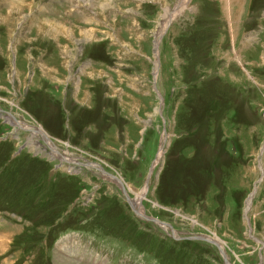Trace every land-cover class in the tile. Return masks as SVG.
<instances>
[{"label":"rangeland","instance_id":"1","mask_svg":"<svg viewBox=\"0 0 264 264\" xmlns=\"http://www.w3.org/2000/svg\"><path fill=\"white\" fill-rule=\"evenodd\" d=\"M0 264H264V0H0Z\"/></svg>","mask_w":264,"mask_h":264},{"label":"bare ground","instance_id":"2","mask_svg":"<svg viewBox=\"0 0 264 264\" xmlns=\"http://www.w3.org/2000/svg\"><path fill=\"white\" fill-rule=\"evenodd\" d=\"M184 1H186V0H184ZM189 0H187V2H188ZM20 124V123H19ZM25 129V128H24ZM28 130H30L29 128H27ZM26 129V130H27ZM37 133H39V134H42L43 132H41V131H37ZM33 135H34V139H38V134H36V131H33ZM41 136V135H40ZM41 137H44V139L45 140H47L48 139V137H47V139H46V135L44 134V135H42ZM49 140V139H48ZM36 141V140H35ZM47 142V144L49 145V146H51V149H52V151H53V145H51L50 143H49V141H46ZM36 145V144H35ZM54 151L55 152H53V153H55V155H59L58 154V152H57V150H55L54 149ZM95 167V166H94ZM109 179V178H108ZM123 183V182H122ZM145 193H146V190L145 191H143V196L145 195ZM140 196H141V194L139 195V198H138V200H139V202H140ZM133 202V201H132ZM138 204V203H137ZM134 205H135V203H134ZM136 206V205H135ZM135 208V207H134ZM138 208V207H137ZM138 212L140 213V211L138 210ZM141 212H143V211H141ZM141 214V213H140Z\"/></svg>","mask_w":264,"mask_h":264}]
</instances>
